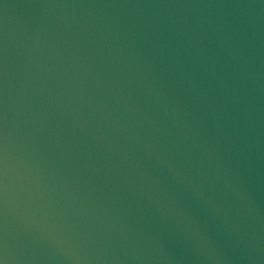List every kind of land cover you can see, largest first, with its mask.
Wrapping results in <instances>:
<instances>
[{
  "label": "water",
  "instance_id": "95a60500",
  "mask_svg": "<svg viewBox=\"0 0 264 264\" xmlns=\"http://www.w3.org/2000/svg\"><path fill=\"white\" fill-rule=\"evenodd\" d=\"M3 264H264V0H0Z\"/></svg>",
  "mask_w": 264,
  "mask_h": 264
},
{
  "label": "snow or ice",
  "instance_id": "6c2138e0",
  "mask_svg": "<svg viewBox=\"0 0 264 264\" xmlns=\"http://www.w3.org/2000/svg\"><path fill=\"white\" fill-rule=\"evenodd\" d=\"M0 264H3V261L2 260H0Z\"/></svg>",
  "mask_w": 264,
  "mask_h": 264
}]
</instances>
